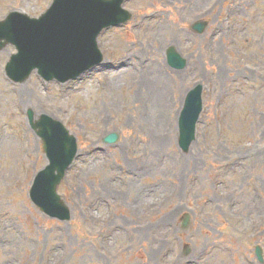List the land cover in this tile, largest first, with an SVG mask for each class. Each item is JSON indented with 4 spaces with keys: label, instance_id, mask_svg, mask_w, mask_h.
<instances>
[{
    "label": "rangeland",
    "instance_id": "374dc122",
    "mask_svg": "<svg viewBox=\"0 0 264 264\" xmlns=\"http://www.w3.org/2000/svg\"><path fill=\"white\" fill-rule=\"evenodd\" d=\"M50 1L0 0V19L37 17ZM123 7L131 18L101 32L102 62L75 80L33 71L15 83L3 67L16 49H0V264H264V0ZM200 19L203 33L192 29ZM169 46L182 69L167 64ZM198 84L203 108L183 151L177 118ZM29 109L76 139L57 187L68 220L28 196L47 165Z\"/></svg>",
    "mask_w": 264,
    "mask_h": 264
},
{
    "label": "water",
    "instance_id": "95a60500",
    "mask_svg": "<svg viewBox=\"0 0 264 264\" xmlns=\"http://www.w3.org/2000/svg\"><path fill=\"white\" fill-rule=\"evenodd\" d=\"M123 1L52 0L38 18L10 12L0 20V48L12 44L17 53L7 62L6 74L13 81L23 82L37 69L47 80L54 78L64 82L93 68L103 59L97 35L102 29L123 24L131 17V13L122 7ZM205 26V22H195L192 27L203 32ZM166 55L172 67L182 68L186 63L172 46ZM201 91L202 86L198 84L187 93L178 118V144L183 151H187L195 139L196 123L202 109ZM28 117L42 139L48 159V164L36 174L29 195L44 213L66 220L70 217L69 209L58 195L57 185L76 155V139L60 122L45 114L34 121L33 112L29 110ZM117 137L116 133H110L104 141L113 143ZM187 224L186 215L183 226ZM256 255L262 260L259 247H256Z\"/></svg>",
    "mask_w": 264,
    "mask_h": 264
},
{
    "label": "bare ground",
    "instance_id": "6f19581e",
    "mask_svg": "<svg viewBox=\"0 0 264 264\" xmlns=\"http://www.w3.org/2000/svg\"><path fill=\"white\" fill-rule=\"evenodd\" d=\"M158 67H160L161 68V66L158 64ZM26 105V104H25Z\"/></svg>",
    "mask_w": 264,
    "mask_h": 264
}]
</instances>
